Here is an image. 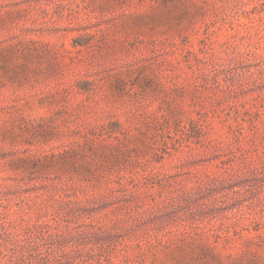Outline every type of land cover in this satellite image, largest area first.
I'll return each instance as SVG.
<instances>
[{"label":"rangeland","instance_id":"obj_1","mask_svg":"<svg viewBox=\"0 0 264 264\" xmlns=\"http://www.w3.org/2000/svg\"><path fill=\"white\" fill-rule=\"evenodd\" d=\"M0 264H264V0H0Z\"/></svg>","mask_w":264,"mask_h":264}]
</instances>
